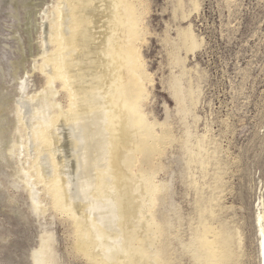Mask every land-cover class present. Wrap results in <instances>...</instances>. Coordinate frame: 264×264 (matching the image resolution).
<instances>
[{
  "label": "rangeland",
  "instance_id": "374dc122",
  "mask_svg": "<svg viewBox=\"0 0 264 264\" xmlns=\"http://www.w3.org/2000/svg\"><path fill=\"white\" fill-rule=\"evenodd\" d=\"M57 2L0 0V130L6 146L0 152V264H33L31 254L47 234L53 236L56 264H92L77 250L72 220L60 215L41 182H33L39 209L32 208L30 188L18 183L32 152L14 133L16 106L24 93L45 87L39 71L45 48L42 29ZM128 3L136 7L143 28L136 44L146 74L141 115L153 134L161 137L165 129L172 138L160 147L150 146L155 154L149 161L156 165L146 168L137 162L133 168L145 170L148 184L165 188L156 197L153 213L157 223L171 221V227L162 226L170 230L169 252L175 253L169 264H189L178 239L187 241L203 209L213 213L203 219L215 226L222 222L242 235L238 264H258L253 219L259 199H264V0ZM185 28L195 36L198 47L193 52L178 42L177 31ZM172 53L185 60L181 86L192 102L184 111L171 99L170 80L181 72ZM58 101L66 105L61 92ZM186 128L193 137H186ZM194 135L206 137L203 166L183 147L187 141L195 144ZM157 234L145 243L154 239L157 246Z\"/></svg>",
  "mask_w": 264,
  "mask_h": 264
},
{
  "label": "bare ground",
  "instance_id": "6f19581e",
  "mask_svg": "<svg viewBox=\"0 0 264 264\" xmlns=\"http://www.w3.org/2000/svg\"><path fill=\"white\" fill-rule=\"evenodd\" d=\"M135 8L128 0H58L43 22L45 48L39 71L45 87L24 93L16 106L14 133L32 152L18 183L30 188L32 208L39 209L33 182H41L60 215L72 220L77 250L92 264H169L175 254L169 252L170 230L162 229L165 224L171 227V221L157 223L153 213L156 197L165 188L148 184L145 170H133L137 162L152 168L155 163L149 160L155 152L150 146L172 141L169 130L164 129L161 137L153 134L141 115L146 74L136 48L143 28ZM189 29H179L177 37L193 52L198 45ZM172 58L181 72L170 80L171 99L178 111H184L192 102L181 86L185 60L175 54ZM60 92L65 106L58 101ZM185 135L193 137L187 128ZM2 137L0 130V152L6 147ZM195 138L194 145L187 141L183 147L203 166L206 137ZM199 213L201 220L186 242L173 236L189 264H238L242 235L222 222L215 226L203 219L204 214H213L211 210ZM253 224L258 264H264L263 198L256 205ZM154 232L157 246L154 239L145 243ZM52 239V234L40 238L31 254L33 264H56Z\"/></svg>",
  "mask_w": 264,
  "mask_h": 264
},
{
  "label": "snow or ice",
  "instance_id": "6c2138e0",
  "mask_svg": "<svg viewBox=\"0 0 264 264\" xmlns=\"http://www.w3.org/2000/svg\"><path fill=\"white\" fill-rule=\"evenodd\" d=\"M26 84H27V81L25 80V81L23 82V88H25V89H26ZM77 189L79 190V186H78V185H77ZM90 211H92L93 213H95V212L97 211V209H91ZM100 223L103 224L104 221L101 219V220H100Z\"/></svg>",
  "mask_w": 264,
  "mask_h": 264
}]
</instances>
